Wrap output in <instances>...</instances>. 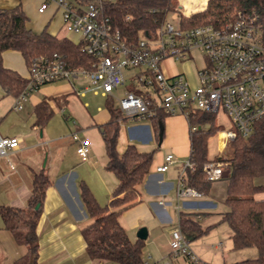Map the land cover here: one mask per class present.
<instances>
[{
  "label": "crops",
  "instance_id": "0c3cea01",
  "mask_svg": "<svg viewBox=\"0 0 264 264\" xmlns=\"http://www.w3.org/2000/svg\"><path fill=\"white\" fill-rule=\"evenodd\" d=\"M43 1L0 0V9L13 10L19 7L26 15V26L32 31L39 33L46 30L52 36L72 40L71 35L63 30L61 9L54 2H49L43 11H38ZM206 2L207 0H175L176 14L190 16L203 10ZM167 61L174 60L167 58L163 62ZM163 62L162 69L167 73ZM2 63L27 79V64L19 51L4 50ZM88 83L85 78L44 83L28 93L19 109L13 108L15 96L6 94L0 86V134L15 136L19 141L16 149L0 156V206L25 207L31 195L34 175L43 173L50 180L44 191L35 229L39 264H115L89 259L81 233L92 222V218L86 214L80 200V185L85 184L98 204L105 206L111 201L117 184L116 176L105 167L107 157L100 129L111 117L106 101L112 99L114 104L116 101L111 96L91 91L83 95L76 92L78 87ZM127 88L128 85L124 84L113 93L119 96ZM89 95H99L104 100L102 103L95 102L88 99ZM41 102H46L51 115L40 127L35 123V108ZM123 118L119 121L116 144L118 152H122L129 143H133L140 151H153L150 171L137 186V200L118 215V222L128 238L131 241L139 239L136 232L141 226L147 230L146 238L142 239L144 246L153 245L155 237L162 235L161 249L155 248L154 251L148 248L150 256L155 254L153 262L169 257L170 229L174 227L179 228L188 243L190 236L197 237L192 241L193 248L196 249L191 246L190 249L202 264H236L241 260L254 258L257 255L254 247L239 250L232 248L230 227L226 222L220 221L221 213L227 209L224 203L225 177L212 181L207 194L201 193L198 197H178L176 194L184 164L182 157L189 155L186 118L181 114L166 115L162 121L156 115L144 120ZM221 120L228 124L224 117ZM74 133L77 134V139L73 138ZM169 141L173 143L172 153L154 149L155 144L159 147L161 142H164V147L170 146L167 144ZM80 143H85L90 148L88 160H81L76 153V147ZM225 150L226 145L218 138L217 153L214 156L209 154L207 143V158H214ZM166 155H171L173 162L166 170L157 171L156 167L164 163ZM254 181L256 184H264V176L257 177ZM253 198L264 199V190L254 193ZM181 212L198 213L196 219L201 228L205 229V234L209 228L204 236L207 238L203 240L209 241L210 246L199 247V235L191 231L190 236L185 234L188 230L182 229L178 224ZM223 223L229 228L224 241L219 239L223 236L217 232ZM25 252L26 246L16 243L12 234L4 228L0 216V264H14Z\"/></svg>",
  "mask_w": 264,
  "mask_h": 264
},
{
  "label": "trees",
  "instance_id": "16d2710c",
  "mask_svg": "<svg viewBox=\"0 0 264 264\" xmlns=\"http://www.w3.org/2000/svg\"><path fill=\"white\" fill-rule=\"evenodd\" d=\"M84 4L89 0H70ZM100 1L102 14L108 16L114 29L129 42L134 43L146 33L153 32L166 19L170 11L176 10L175 0H92ZM237 12L264 14V0H207L203 10L190 16L179 15L180 26L189 28L201 24L218 25L234 18ZM26 15L21 8L0 9V86L6 94L17 96L26 84V78L2 63V52L6 49L19 51L26 64L35 56L53 52L65 56L72 67L90 65L93 57L82 52L77 44L66 37L58 38L46 30L36 33L26 26ZM111 117L100 126L107 157L106 169L113 172L117 184L108 205L101 206L85 184L80 185V200L92 222L81 230L85 241V253L95 262L110 261L118 264H149L143 254L144 241H131L118 222L121 211L131 206L138 198L137 186L150 171L153 151H140L129 143L122 152L116 148L119 121L124 119L112 99L106 101ZM36 121L42 126L51 115L46 102L35 108ZM167 114L160 111L156 116ZM216 115L210 112L193 111L190 122L196 129L189 130L188 160L193 167H185L183 182L202 194L210 191L212 181L205 177L203 165L207 158L208 137L221 129ZM162 124V122H161ZM229 170L225 176L224 203L227 209L221 213L220 221L226 222L231 230L232 248L235 250L254 247V258L241 260L236 264H264V199L255 200L253 194L264 190V184L254 179L264 176V117L243 136L236 133L226 144ZM50 180L43 173L34 175L31 195L23 208L0 206V216L16 243L26 246V252L14 264L38 263V236L36 224L44 191ZM38 204V207L35 206ZM181 212L178 224L182 229L201 235L196 215Z\"/></svg>",
  "mask_w": 264,
  "mask_h": 264
},
{
  "label": "built area",
  "instance_id": "2783aa9c",
  "mask_svg": "<svg viewBox=\"0 0 264 264\" xmlns=\"http://www.w3.org/2000/svg\"><path fill=\"white\" fill-rule=\"evenodd\" d=\"M54 2L61 9L62 26L80 50L93 57L90 65L70 66L63 54L53 52L32 58L27 65V81L14 98V109L21 108L28 93L38 86L54 81L88 80L78 87L80 95L91 91L111 96L123 116L144 120L162 111L167 115L181 114L193 131V111L210 112L223 116L217 132L220 142L226 145L236 133L248 135L254 124L264 117V14L237 12L234 18L221 24H201L189 28L161 22L151 33L129 43L114 29L108 16L102 14L100 1L84 4L70 0H44L38 7L43 11ZM198 55L200 66L194 70V81L181 73L166 74L162 62L169 58L189 61ZM129 70H134L129 72ZM127 72V73H126ZM133 81L117 96L113 92L123 86L126 77ZM218 116V117H219ZM221 135V136H220ZM74 139L78 136L73 135ZM15 136L0 134V156L18 147ZM90 148L85 143L76 147L81 160H88ZM173 162L166 155L164 163L156 167L164 171ZM193 167L188 159L182 166ZM228 162L215 158L203 165L205 177L215 181L227 175ZM182 173L176 187L178 197H198L201 193L187 186ZM185 255L194 264H202L192 252L179 228L170 229L169 257ZM149 264H170L164 259Z\"/></svg>",
  "mask_w": 264,
  "mask_h": 264
},
{
  "label": "rangeland",
  "instance_id": "374dc122",
  "mask_svg": "<svg viewBox=\"0 0 264 264\" xmlns=\"http://www.w3.org/2000/svg\"><path fill=\"white\" fill-rule=\"evenodd\" d=\"M177 12L176 11H170L167 16H166V21L167 22H170L172 23L173 25H177ZM72 38V40H74L75 36H70ZM164 66H165V70L167 73H181L183 74V76H185L186 78L190 79L191 81H194L195 78H194V74H193V71L196 69L197 66H200L201 62H200V59L198 57V55H195L194 56V59H191L189 61H177V60H174L172 62H163ZM169 71H168V70ZM131 71H134V70H129V72ZM166 73V74H167ZM126 81L125 83L128 85V84H131L133 81V78L132 77H127L125 78ZM135 83V82H134ZM121 91V90H120ZM121 93V92H120ZM88 99L90 100H93V101H97V102H100L102 103L104 98L103 97H100L99 95H89ZM219 116V115H218ZM217 116V123H218V120L219 119H222L223 117L220 115L219 117ZM222 127V126H221ZM208 146H209V154L211 156H214L216 153H217V144H218V135H217V132L211 136L208 137ZM167 144H169L170 146H167V147H164V142H161L160 146L158 147L157 146V143L155 144L154 146V149L156 150H162L163 153H166V152H169V153H172L170 152L171 150L173 151L174 149H171L172 148V145L173 143L171 141H169ZM227 151L225 150L223 153L217 155L216 157H214L215 159H218V160H225L227 158ZM184 159V163L186 162V160L188 159V154L184 157H182ZM221 223V222H220ZM221 227V228H220ZM220 227L217 229L218 233L221 234L223 237L222 238H219L220 240H223L224 239H227V230L229 231V228L227 225H225V223H223L222 225H220ZM208 231H209V228H208ZM208 231L206 232V234L208 233ZM231 232V230H230ZM188 233L187 235L190 236L189 234V231H185V234ZM205 232L203 233V235H199L201 237V239L199 240V242L197 243V245L199 247H206L209 245V241H204L203 239H206L207 237H204L205 235ZM225 237V238H224ZM163 236L162 235H157L154 239V244L153 245H150L148 247V245H145L144 246V249H143V254H144V258L146 261L148 262H153V259H155V254H152L150 256V253L148 252V248H152L153 250L156 248H160L163 247ZM224 238V239H223ZM194 239H197V237H189V247L191 246L193 248V243L192 241ZM203 240V241H202ZM196 246V244H195ZM210 246V245H209ZM193 249H196L195 247ZM211 250H213L212 247H210ZM155 251V250H154ZM218 255H220L218 253ZM167 259L169 260V262L171 264H194L188 257H186L185 255H178L177 258L176 257H167ZM115 264H118V263H115Z\"/></svg>",
  "mask_w": 264,
  "mask_h": 264
},
{
  "label": "water",
  "instance_id": "95a60500",
  "mask_svg": "<svg viewBox=\"0 0 264 264\" xmlns=\"http://www.w3.org/2000/svg\"><path fill=\"white\" fill-rule=\"evenodd\" d=\"M161 139H162V132L160 130V132H159V141H161ZM37 207H38V204L35 206V208H37ZM146 235H147V230H146V227H144V226H141L136 232V236L139 239H145Z\"/></svg>",
  "mask_w": 264,
  "mask_h": 264
},
{
  "label": "bare ground",
  "instance_id": "6f19581e",
  "mask_svg": "<svg viewBox=\"0 0 264 264\" xmlns=\"http://www.w3.org/2000/svg\"><path fill=\"white\" fill-rule=\"evenodd\" d=\"M221 136V135H220Z\"/></svg>",
  "mask_w": 264,
  "mask_h": 264
}]
</instances>
